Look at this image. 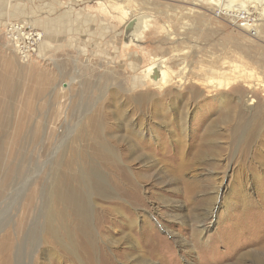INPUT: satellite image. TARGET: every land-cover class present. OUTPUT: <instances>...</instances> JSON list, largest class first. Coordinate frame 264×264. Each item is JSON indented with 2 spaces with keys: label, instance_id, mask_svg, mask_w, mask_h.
Returning a JSON list of instances; mask_svg holds the SVG:
<instances>
[{
  "label": "rangeland",
  "instance_id": "374dc122",
  "mask_svg": "<svg viewBox=\"0 0 264 264\" xmlns=\"http://www.w3.org/2000/svg\"><path fill=\"white\" fill-rule=\"evenodd\" d=\"M8 1L0 14V264H257L264 90L208 89L198 79L225 59L264 75V16L251 12L247 28L203 0ZM119 3L133 9L126 21L112 12ZM14 5L23 15L6 13ZM141 11L150 15L146 29L128 44L126 22ZM24 20L50 33L29 60L6 34ZM156 59L172 78L161 89L141 84ZM185 63L186 80L177 76ZM55 189L88 197L91 235L77 231L76 256L44 230ZM62 205L52 214L67 239L75 215L68 208L62 221Z\"/></svg>",
  "mask_w": 264,
  "mask_h": 264
},
{
  "label": "bare ground",
  "instance_id": "6f19581e",
  "mask_svg": "<svg viewBox=\"0 0 264 264\" xmlns=\"http://www.w3.org/2000/svg\"><path fill=\"white\" fill-rule=\"evenodd\" d=\"M203 1L208 3V4H211V6H213L215 8L214 14L216 16L221 15L222 14L221 12L223 11L226 15L232 16L235 21H237L239 18H243L244 20H247L248 23H245L246 22L245 21L244 23L240 24L242 26H246L247 28L253 26V24L255 22L254 18L250 16L251 12H254L256 14V16H258V17L264 16V3H263L264 0H203ZM258 1L260 3H262V5H259ZM114 3H116V1ZM246 3H247V5H244ZM119 4H120V9H121L119 17L121 16L122 18H125L127 15H129L133 11V9L127 4H124V3H119ZM238 4H241V5L237 6ZM99 5L102 8L105 6L103 2H100ZM104 8H106V7H104ZM241 11H243V13H241ZM142 12L143 11L139 12L140 14H135V16L131 17V20H132L131 25H128L129 21H130L129 18H128L129 21L126 22L127 28L125 30V36H126V42L128 44L130 42L140 40V37L142 36L141 32L144 29H146V20H147V18H150L149 17L150 15L148 16ZM219 17H221V16H219ZM31 22H32L31 24H33V22H34L33 18L31 20ZM129 26H131V27H129ZM255 26H258V23ZM24 28H27V29L30 28V30L31 29L36 30V28L31 27L30 24H28L25 20L22 21V23H20V21H13L7 25L6 34L7 35L12 34V39H16L17 37L18 38L19 37L24 38L25 35L22 33ZM44 34H45L44 32H41L40 30H38L39 36L34 39V41L37 43V52H38V50L41 51L40 49L44 45L47 44V43H44L45 41H47V39H46L47 35H44ZM31 56L32 55H29L26 57L21 56V57H22V60H29L31 58ZM184 59L186 60L185 57H184ZM164 65H165L164 59H156L154 62H152L151 64L146 66V68H144L141 72V73H143V79H142L141 84L146 85V84L150 83L152 85H157L160 89L163 88L165 86V84H168L172 80V78H170V74L168 73L169 71L167 70L168 68L166 67V65L165 66ZM189 71H190V66L188 63H185L184 65H182L180 67L179 71L178 72L176 71V72H177V76H179L181 79L186 80L188 75H189ZM198 80H199V83H201V85L203 87L208 88V89H215V90L216 89L217 90L222 89V88H224V89L229 88L230 89L232 87L234 88L235 87L234 85H239V87H243L245 89L248 88L250 90L251 89L252 90H255V89L264 90V75L257 74L256 72H254L251 69L241 68V66L238 62H235V61L230 60V59L222 60V62L219 65L210 66V67L204 69L203 75L200 76V78ZM135 84H137V83H135ZM219 91H221V90H219ZM195 92H197V91L195 90ZM219 94H220V92H219ZM146 95L149 96V94H146ZM217 97L224 99V98H227L228 96L226 97L224 94H222L221 96L218 95ZM237 100L240 102V101H242V98L240 96H238ZM248 100H251V98H248L246 101H248ZM81 179L84 180L85 188L89 189L88 180L84 176H82ZM100 181H101V178H100ZM95 183L98 184L97 182H95ZM103 190H105V189L103 188ZM89 191H90V189H89ZM74 192H65L64 190L63 191L62 190L56 191V189H55V192L52 194V196L50 198V203L48 202L50 205H49L48 211H46V212L48 213V219L49 220L47 221L46 227L44 230H45V232H47L46 234L49 237H52L55 241H57L56 243H58L61 248L67 250L68 252H70L71 254L76 256V254H77V250H76L77 247H76V240H75L76 233H77V231H81V232H84V234L91 235V228H92L91 219L92 218H90L89 214H91V213L88 212V208L86 205L87 201H88V197H82L81 195L76 194L77 192L76 193H74ZM59 202H62L64 205V209H61L58 212V215L62 221L67 219V209L68 208L70 210H72L73 214L75 215V218H74L75 224H74L73 230H71V227L69 229H68V227H64L65 225H63L61 223V225L65 229V236L67 239H64L63 235L58 231V226L56 225V222L54 219V217H56V216H53V214H52L54 211V206L59 204ZM59 224H60V222H59ZM47 240H50V239L47 238ZM92 240H94V239H92ZM50 251H52V249H50ZM258 255L255 256L254 261H256L257 264H264V256H260L261 254L259 256ZM243 258L244 257L238 258L236 260L237 261L236 264H244ZM17 260H18V258H17Z\"/></svg>",
  "mask_w": 264,
  "mask_h": 264
},
{
  "label": "built area",
  "instance_id": "2783aa9c",
  "mask_svg": "<svg viewBox=\"0 0 264 264\" xmlns=\"http://www.w3.org/2000/svg\"><path fill=\"white\" fill-rule=\"evenodd\" d=\"M22 33L25 35L24 38L17 37L16 39H12V34L8 36L14 41L16 48H18L19 54L22 57L29 55L33 56L34 52H37V43L34 41V39L39 36L38 30L24 28Z\"/></svg>",
  "mask_w": 264,
  "mask_h": 264
},
{
  "label": "crops",
  "instance_id": "0c3cea01",
  "mask_svg": "<svg viewBox=\"0 0 264 264\" xmlns=\"http://www.w3.org/2000/svg\"><path fill=\"white\" fill-rule=\"evenodd\" d=\"M7 2H9L8 0L6 1V0H0V14L2 13V11L5 9V6H6V3ZM10 8V9H9ZM6 11V13L7 14H9V15H12V16H20L21 14L23 15V8H21L19 5H14V6H12V7H9ZM116 8V9H115ZM114 9L112 8V12L113 11H117V9L119 10V13H117L116 14V16L120 19V20H123V21H126V19L124 18V19H122V18H120L119 17V15H120V12H121V9H120V6H116ZM109 11H111V10H109ZM34 18H37V17H34ZM31 20H32V18H31ZM52 20L53 19H51V22H52ZM30 21V20H29ZM43 21H41L40 23H42ZM30 23H32V22H30ZM35 23V22H34ZM36 24V23H35ZM54 24V25H53ZM53 24H51L50 25V29L52 28V29H58L59 27H60V24L58 25V24H55V23H53ZM45 25V23H43V24H41V26L43 27ZM43 30H44V33L46 32V33H48L47 34V38H48V36H50V33L48 32V28H43ZM51 36H53V34L51 33ZM51 38V37H50Z\"/></svg>",
  "mask_w": 264,
  "mask_h": 264
},
{
  "label": "water",
  "instance_id": "95a60500",
  "mask_svg": "<svg viewBox=\"0 0 264 264\" xmlns=\"http://www.w3.org/2000/svg\"><path fill=\"white\" fill-rule=\"evenodd\" d=\"M131 22H132V20L129 21V24H128V25H131ZM129 27H131V26H129ZM126 28H127V27H126Z\"/></svg>",
  "mask_w": 264,
  "mask_h": 264
}]
</instances>
